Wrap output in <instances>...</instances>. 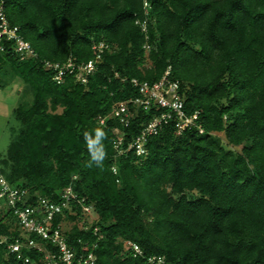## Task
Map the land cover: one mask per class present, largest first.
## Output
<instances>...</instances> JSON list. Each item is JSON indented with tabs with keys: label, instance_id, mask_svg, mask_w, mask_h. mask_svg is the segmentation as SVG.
<instances>
[{
	"label": "trees",
	"instance_id": "1",
	"mask_svg": "<svg viewBox=\"0 0 264 264\" xmlns=\"http://www.w3.org/2000/svg\"><path fill=\"white\" fill-rule=\"evenodd\" d=\"M6 12L37 54L22 58L12 41L0 49V86L15 75L34 93L14 107L22 125L0 153V173L34 199L59 200L72 185L93 203L90 228L80 226L79 205L63 219L76 221L70 242L97 243V264H147L154 254L165 264H264V0H7ZM100 42L108 46L86 82L59 81L45 66L94 57ZM169 66L205 131L178 133L174 116L148 135L146 153H120L114 127L126 132V147L167 108L130 103L126 126L114 105L142 95L133 77L154 82ZM97 127L108 134L103 170L85 167L84 133ZM16 238L23 230L0 205V264L38 263L37 248L22 247L21 257L11 250Z\"/></svg>",
	"mask_w": 264,
	"mask_h": 264
},
{
	"label": "built area",
	"instance_id": "2",
	"mask_svg": "<svg viewBox=\"0 0 264 264\" xmlns=\"http://www.w3.org/2000/svg\"><path fill=\"white\" fill-rule=\"evenodd\" d=\"M7 0H0V49L3 50L7 43L12 41L15 49L23 58L28 55H36L37 52L31 41L26 39L21 33V27L14 24L9 19L6 12ZM146 29V22L143 24ZM108 46L105 42L95 44L99 52L96 56L79 62L76 57L70 56L65 61H52L45 59L44 63L47 67L55 70V77L59 81H63L67 74H74L75 77L86 82L90 74L94 73L101 53L104 47ZM132 81L139 86L142 95L132 96L127 100L117 102L112 114L117 116L124 125H129L131 117L135 111L130 103L134 105H144L145 108L150 107L152 103L158 104L159 107H166L160 115L155 116L144 124L142 131L133 137L124 146L126 132L118 126L113 128L116 134L115 147L120 153L130 149L135 150L137 154L147 152V137L149 134L157 133L164 122L176 116L177 132L182 133L187 128L197 127L199 132H204L205 128L199 120L200 110L188 113L185 109V101L180 92V81L171 77V67L169 66L162 77L154 82L148 80L140 81L133 77ZM101 123H106V116L100 117ZM116 171V165L113 166ZM0 205H6L10 208L20 227L23 230V239L16 238L14 242L9 244L13 252H17L18 256H22V247L37 248L42 252L40 260L35 263L30 256H25L28 264H97V254L91 247L90 241L78 237V241L82 246L70 242L68 233L72 229L75 220L68 219L71 222L70 227L65 228L62 224L63 219L68 213L78 214L77 206L82 207V218L80 226L90 228V223L95 220L89 218L95 216L96 211L93 203H86L84 199L79 197L73 189L72 185H68L60 192V199L55 200L48 196H38L37 199L32 197L28 188L13 185L9 180L0 173ZM61 215L62 221L58 224L54 223L56 216ZM99 227H95L94 232L97 233ZM34 233L35 236L31 234ZM125 245L131 246L135 250V254L143 253L140 245L132 240H127ZM147 264H165L163 255H149L146 260Z\"/></svg>",
	"mask_w": 264,
	"mask_h": 264
},
{
	"label": "rangeland",
	"instance_id": "3",
	"mask_svg": "<svg viewBox=\"0 0 264 264\" xmlns=\"http://www.w3.org/2000/svg\"><path fill=\"white\" fill-rule=\"evenodd\" d=\"M5 86H0V153L6 155L11 140L16 136L21 128V121L16 117L14 107L19 103L29 104L33 100V90L27 87L25 81L19 76L4 77ZM222 135V143L226 147L236 148L228 143L224 134ZM98 215L95 214L89 220H93ZM71 222L64 223V229L70 227Z\"/></svg>",
	"mask_w": 264,
	"mask_h": 264
},
{
	"label": "clouds",
	"instance_id": "4",
	"mask_svg": "<svg viewBox=\"0 0 264 264\" xmlns=\"http://www.w3.org/2000/svg\"><path fill=\"white\" fill-rule=\"evenodd\" d=\"M107 131L103 127H97L92 132L84 133V140L89 152V159L85 164L87 168H99L103 170V164L108 156L104 141L107 139ZM115 172V169H113Z\"/></svg>",
	"mask_w": 264,
	"mask_h": 264
}]
</instances>
